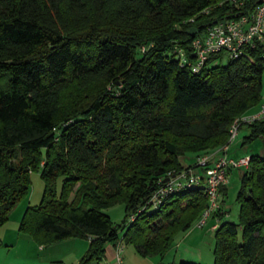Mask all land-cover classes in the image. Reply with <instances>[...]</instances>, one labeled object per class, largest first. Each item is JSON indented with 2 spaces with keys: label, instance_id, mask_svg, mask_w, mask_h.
Segmentation results:
<instances>
[{
  "label": "trees",
  "instance_id": "trees-1",
  "mask_svg": "<svg viewBox=\"0 0 264 264\" xmlns=\"http://www.w3.org/2000/svg\"><path fill=\"white\" fill-rule=\"evenodd\" d=\"M224 1L0 0V224L40 170L43 198L19 227L39 245L89 239L78 264H108V243L164 255L208 198L193 186L149 199L169 172L229 144L234 120L262 100L258 49L214 55L198 73L175 56L177 45L191 56V29L222 18ZM69 87L81 94L64 110ZM247 126L244 144L264 139V119ZM250 157L238 221L218 214L214 264H264V157ZM118 202L122 225L104 211Z\"/></svg>",
  "mask_w": 264,
  "mask_h": 264
},
{
  "label": "built area",
  "instance_id": "built-area-1",
  "mask_svg": "<svg viewBox=\"0 0 264 264\" xmlns=\"http://www.w3.org/2000/svg\"><path fill=\"white\" fill-rule=\"evenodd\" d=\"M229 7L222 18L207 26L197 28L190 44L191 56L186 48L177 45L174 53L180 65L190 68L193 72H201L209 64L212 56L224 54L227 58H238L246 54L249 47L258 49L263 59L264 75V0H225ZM221 3V4H222ZM204 10L202 13H208ZM195 17L186 22H193ZM264 119V91L258 109L254 112L238 116L231 126L230 143L239 134L240 129L258 120ZM229 143V144H230ZM229 144H225L212 152L199 154L196 158V169H185L179 173L169 172L168 182L158 188L149 199L148 204L158 207L167 195L185 187L200 186L204 189L208 205L196 221L198 227H204L210 217L216 219L213 229L220 225L219 213H222V190L229 182L230 172L236 168L250 167V156L238 159L229 158L220 153L227 152ZM122 243L116 247V263L126 264L120 255Z\"/></svg>",
  "mask_w": 264,
  "mask_h": 264
},
{
  "label": "rangeland",
  "instance_id": "rangeland-1",
  "mask_svg": "<svg viewBox=\"0 0 264 264\" xmlns=\"http://www.w3.org/2000/svg\"><path fill=\"white\" fill-rule=\"evenodd\" d=\"M226 59L227 57L225 56L223 60L226 61ZM79 94H81V92L77 93L73 87L67 89L64 99V110L72 106L73 102L79 98ZM249 134L250 128L248 126L242 127L236 138L229 144L227 152L220 149V153L229 158L236 159L256 154L264 157V139L262 137H256L251 142L244 144V139ZM184 158H186L184 160L186 165L189 163L191 164L195 160L193 154H188V156H184ZM245 170L246 169L243 167L233 169L230 172L228 192L224 197L225 203L227 207L230 208L231 212L224 220L238 221L240 201L237 199V194L241 188V176ZM44 188L45 182L41 171H33L31 174V186L28 196L21 199L9 213L8 220L0 224V264H29L32 262L31 259H29L30 257L27 256V252L30 249L29 239L24 237L27 233L21 232L19 227L26 208L29 205H37L41 202ZM104 211L111 217L115 224L122 225L126 216L124 203L118 202L109 208H105ZM214 219V217H210L204 227H198L194 221L188 231L185 232L181 230L177 232L174 243L169 249L170 252L167 251L164 257L170 260V262L176 261V264L182 261L214 264V247L216 241V232L212 226L215 222ZM34 241L36 242L35 239ZM36 245L38 246L39 244L36 242ZM177 251L178 255L175 259ZM40 253V250L34 246L31 256L37 258ZM120 255L126 264H157V259L162 257L159 255L143 256L137 251L134 244L125 242L123 243Z\"/></svg>",
  "mask_w": 264,
  "mask_h": 264
},
{
  "label": "crops",
  "instance_id": "crops-1",
  "mask_svg": "<svg viewBox=\"0 0 264 264\" xmlns=\"http://www.w3.org/2000/svg\"><path fill=\"white\" fill-rule=\"evenodd\" d=\"M257 109H258V106H255L252 109H250L248 113L254 112ZM227 192H228V184L224 186V190H222V205H223L222 212H223L224 218L229 216L231 212L230 208H228L225 203L224 195ZM214 220L215 222L212 224V226L216 224V219ZM29 236L30 235H27V234L24 235V237L28 238L30 242L29 243L30 249L27 252V256L30 257L29 259H31L32 262L29 264H49L50 262L57 261V260L64 261L66 264H78L80 258L85 254V252L88 250L89 245H90L89 239L71 238V239L64 240L52 246H44V245L37 246L33 237L31 236L29 237ZM34 246L37 247L38 250H40L41 252L37 258L31 256ZM105 248H106L105 263H116V255H117L116 247L108 243L106 244ZM177 255H178V251H177V254H175V259L177 258ZM157 260H158L157 264H176V261L170 262V260L166 259L164 255H162V257Z\"/></svg>",
  "mask_w": 264,
  "mask_h": 264
},
{
  "label": "water",
  "instance_id": "water-1",
  "mask_svg": "<svg viewBox=\"0 0 264 264\" xmlns=\"http://www.w3.org/2000/svg\"><path fill=\"white\" fill-rule=\"evenodd\" d=\"M196 31H197V27H193V28L191 29V31H190V34H191L192 36H194V35L196 34Z\"/></svg>",
  "mask_w": 264,
  "mask_h": 264
}]
</instances>
